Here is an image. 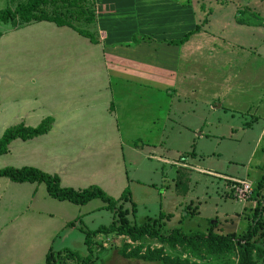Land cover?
I'll list each match as a JSON object with an SVG mask.
<instances>
[{
	"label": "crops",
	"instance_id": "obj_1",
	"mask_svg": "<svg viewBox=\"0 0 264 264\" xmlns=\"http://www.w3.org/2000/svg\"><path fill=\"white\" fill-rule=\"evenodd\" d=\"M196 1L95 0V23L88 32L97 43L46 21L24 25L9 32L8 38L2 36L0 44L7 39L8 67L0 69V137L12 125L34 128L45 118H52L53 125L44 135L12 141L7 153L0 155V169L36 168L56 174L62 188L79 191L96 185L118 199L128 186L127 172L139 170L134 156L139 161L146 157L143 145L137 147L140 138L134 137L141 121L138 109L147 108L140 117L149 116L152 126L161 123L162 134H191L192 127L181 123L199 115L203 106L215 113L223 109L246 116H251L252 108L263 107L262 86L254 82L222 90L202 85L198 100L190 96L196 91L190 79V52L202 53L199 44L208 48L207 35L222 39V29L209 31L212 15L207 17ZM232 18L234 26L239 18ZM183 39L184 44H173ZM192 39L187 53L185 44ZM208 49L212 55L216 44ZM161 97L169 99L166 106L155 101ZM158 102L167 107L159 109L163 122L154 113ZM260 121L257 143L264 140V119ZM258 122L253 115L246 129ZM231 132V136L237 133ZM195 145L193 137L189 146ZM256 154L254 150L252 157ZM149 157L161 164L163 159L170 162L152 153ZM262 170L264 147L242 178L224 177L246 179L256 186L264 178ZM95 200L99 199L79 206L51 198L44 183L0 178V264H45L49 250L71 244L69 236L73 237L80 219L104 210L105 204L92 206ZM252 203L242 205L243 211L252 209Z\"/></svg>",
	"mask_w": 264,
	"mask_h": 264
},
{
	"label": "rangeland",
	"instance_id": "obj_2",
	"mask_svg": "<svg viewBox=\"0 0 264 264\" xmlns=\"http://www.w3.org/2000/svg\"><path fill=\"white\" fill-rule=\"evenodd\" d=\"M23 1L25 0H0V9H13L15 5ZM197 1L198 4L203 5L202 9L207 17L212 15L209 18V31L220 33L222 29V39L213 40L210 35L205 37L208 48L216 44L217 50L212 52V55L207 54L205 50L209 49L204 44H199L198 50L203 51L202 53L190 52V62H192L190 79L192 88L196 90L190 93L192 99L196 101L200 98L202 92H199V87L202 85L222 90L223 88L237 87L238 84L244 86L242 82H246V86H251L254 82L256 86L260 84L262 86L260 92H264V0ZM232 15L239 18L236 19L237 23L234 26L231 20ZM232 19L234 20V18ZM71 20L77 28L85 30L90 28L85 22ZM23 26L18 21L9 24L0 23V32L2 36L8 38L6 36L9 32L19 30ZM6 42L7 39H4L0 44V69L5 68L4 66L8 67V56L4 52L6 51ZM193 43L194 40H188L185 44L188 48L187 53ZM155 101H163L166 106L169 99L161 97L160 100ZM262 103L264 104V96ZM164 106L159 102L155 106L158 108L154 113L161 121L163 116L159 114V109L160 111L166 110L167 107ZM148 107L150 108V106ZM200 110L199 115L192 114L188 117L187 121L189 122L181 123V125L192 127L191 134H162L161 123L156 124L155 122L152 126V122L147 121L149 116L140 117L142 112L147 111V108L138 109V119L141 118V121L138 127L132 124L133 127L138 128L136 133L139 132V134H134V137L140 138L137 147L143 145L146 157L143 155L144 158L141 160L144 161H139L140 157L134 156L139 164V170L127 172L129 178L127 188L131 201L120 202L123 208L128 211L127 218L130 223L140 225L157 219L160 220L162 232L167 233L174 228H182L183 232L188 235L196 232L206 233L209 229L219 234L237 233L245 231L248 227L256 205L255 202L251 204V206L254 205L252 209L247 208L246 211H243L245 204L242 206L241 203L232 200L229 186L226 185L224 179L209 176L202 171L242 178L245 168H253L264 147V140L256 142V134H259V129L263 124L260 119H264V106L252 108L251 116L238 115L223 109L216 110L215 113L205 106ZM253 115L259 122L253 129H246L245 123L249 124ZM231 130L237 133L231 136ZM199 134L201 135L200 139L198 138ZM193 137L197 138V145L191 147L189 145ZM240 139H242L241 144L238 145L237 141ZM192 150H195L197 156H190L184 162L187 168L181 172L180 176L177 175L178 167L172 162L176 163L179 160L181 162L183 153H190ZM254 150L257 151V154L252 157ZM150 153L153 157H165L170 161V164L164 159L162 161L164 164H161L155 158H147ZM194 167L200 170H195ZM262 171L264 172V170ZM238 172L241 175H238ZM131 203L135 204V209ZM99 204L104 206V203L99 200H95L92 206ZM192 212L197 215L191 217L190 213ZM161 213L164 214L162 218L159 216ZM83 215L80 214L81 217ZM80 220L81 222L78 221L79 224L74 229L76 232L73 233V237L69 236L71 244L63 249H69L80 256H87L83 231L89 232L99 226H108L113 220V215L106 209L95 210L88 217ZM94 240L93 260L88 264H100L106 256V251L110 250L109 257L101 264H156L124 257L121 254L119 256V253L117 254L115 251L124 248L126 254H130L140 246H142V253L147 249L162 250L163 256L187 260L190 263L238 264L236 251L215 257L208 254L203 245L196 252H191L189 247L184 244L179 243L170 248L166 244L148 238L133 242L126 236L110 234L98 235L94 237ZM196 253L198 255H195ZM253 259L256 264H263L262 260L255 258V254H253ZM62 264L76 263L63 261Z\"/></svg>",
	"mask_w": 264,
	"mask_h": 264
},
{
	"label": "trees",
	"instance_id": "obj_3",
	"mask_svg": "<svg viewBox=\"0 0 264 264\" xmlns=\"http://www.w3.org/2000/svg\"><path fill=\"white\" fill-rule=\"evenodd\" d=\"M71 19L85 22L93 25L95 23V0H25L15 5L13 9H0V23L9 24L16 21L22 25H29L37 22H51L58 27H69L79 35L88 38L92 43H97L94 36L86 29H80L74 26ZM196 28L195 31H197ZM2 33L0 32V38ZM188 38V36L186 37ZM184 38V39H186ZM174 42L178 45L184 41ZM53 125L52 118H45L36 127H26L24 124L12 125L6 128L0 137V155L7 153V146L16 139L30 140L49 132ZM192 150L190 153H183L181 162L187 161L190 156L194 157ZM180 161V160H179ZM185 168L178 167L177 175L180 176ZM178 177V176H177ZM0 178H6L14 183H44L48 195L58 201H68L75 205H85L89 201L99 199L105 204L104 209L110 211L113 220L108 226H99L92 231L84 232V244L88 255L80 256L69 249L59 251L49 250L46 256L45 264H62L63 261H72L76 264H88L93 260L94 237L98 235H122L133 242L142 241L144 238L156 240L158 243L166 244L173 248L176 244H184L189 247L191 252H196L201 245L206 248V252L215 257H221L225 254L236 251L238 254V264H256L253 254L257 260H262L264 264V208L262 200L264 199V178L259 180L255 186L252 196V202H255L252 217L245 231L227 232L226 234L215 233L209 229L206 233L196 232L194 234H185L182 228H174L167 233L161 231L160 220L154 219L152 222L137 225L129 222L127 218L128 211L120 204L121 201H131L129 189L126 188L118 199H115L105 193L100 187L91 185L83 190L76 191L72 188H62L59 177L50 175L36 168L31 167H5L0 169ZM133 209L135 204L131 203ZM189 213V212H188ZM187 213V215H188ZM164 214L159 216L162 218ZM194 212L190 216H196ZM186 216V214H185ZM142 246L126 254L123 249L115 250L124 257L138 259L144 262L156 264H197L190 263L187 260L179 258H169L162 255V250H150L141 252ZM111 250L106 251L109 257ZM195 255H198L196 253Z\"/></svg>",
	"mask_w": 264,
	"mask_h": 264
},
{
	"label": "built area",
	"instance_id": "obj_4",
	"mask_svg": "<svg viewBox=\"0 0 264 264\" xmlns=\"http://www.w3.org/2000/svg\"><path fill=\"white\" fill-rule=\"evenodd\" d=\"M172 164L177 167L187 168L186 164L180 161L176 163L172 162ZM202 173L207 174L209 176H215L219 179L222 178L225 180V182L227 181L226 185L229 186V190H230L229 193L234 201L241 203L242 205L247 204L248 202H251L253 192L255 190V185L252 182L246 179L228 178V177L214 174L212 172L203 171ZM262 204L264 205V199L262 200Z\"/></svg>",
	"mask_w": 264,
	"mask_h": 264
}]
</instances>
